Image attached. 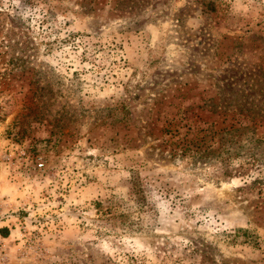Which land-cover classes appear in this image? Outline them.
Wrapping results in <instances>:
<instances>
[{"label":"rangeland","instance_id":"1","mask_svg":"<svg viewBox=\"0 0 264 264\" xmlns=\"http://www.w3.org/2000/svg\"><path fill=\"white\" fill-rule=\"evenodd\" d=\"M1 228L0 264H264V0H0Z\"/></svg>","mask_w":264,"mask_h":264},{"label":"trees","instance_id":"2","mask_svg":"<svg viewBox=\"0 0 264 264\" xmlns=\"http://www.w3.org/2000/svg\"><path fill=\"white\" fill-rule=\"evenodd\" d=\"M99 206V203H96ZM7 235V229L1 228L0 229V236L5 237Z\"/></svg>","mask_w":264,"mask_h":264}]
</instances>
